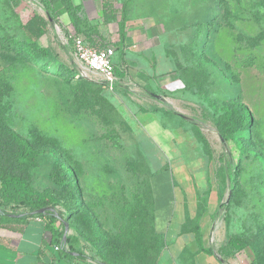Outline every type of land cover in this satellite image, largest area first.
I'll return each mask as SVG.
<instances>
[{
	"label": "rangeland",
	"instance_id": "rangeland-1",
	"mask_svg": "<svg viewBox=\"0 0 264 264\" xmlns=\"http://www.w3.org/2000/svg\"><path fill=\"white\" fill-rule=\"evenodd\" d=\"M73 2L115 47L118 22L104 21L102 1ZM133 10L135 59L127 56L126 77L110 88L78 58L64 5L53 12L41 0H0V116L23 136L51 143L73 168L92 211L77 223L92 240L72 228L67 234L86 254L96 256L99 245L97 257L119 264H158L159 254L170 258L160 264H182L180 254L200 247L201 224L203 246L216 252L230 236L248 242L227 264H264V0H141ZM35 13L49 19L37 42L21 26ZM233 98L254 116L252 130L236 134L246 141L237 155L217 132ZM5 155L0 177L10 166ZM55 160L45 153L29 168L37 190L60 192L50 177ZM112 241L138 247L120 259Z\"/></svg>",
	"mask_w": 264,
	"mask_h": 264
},
{
	"label": "trees",
	"instance_id": "trees-1",
	"mask_svg": "<svg viewBox=\"0 0 264 264\" xmlns=\"http://www.w3.org/2000/svg\"><path fill=\"white\" fill-rule=\"evenodd\" d=\"M42 5L48 10L55 12V5L61 3L67 9L70 21L75 29V35L71 36L70 41L74 42L76 36L84 37L85 41L92 47L103 48L108 45L99 28L89 24L82 15L83 5L75 4L73 0H41ZM102 10L101 16L106 22H118L119 39L116 42L115 51L119 52L118 60L121 67L116 65L117 81L113 88L120 86L121 80L126 77V71L123 69L125 61L124 44L127 38L126 35V2L123 7L117 8L116 0H101ZM14 5H18L20 0H12ZM49 19L45 16L35 13L26 20L21 21L23 31L27 37L35 42L40 40L48 31ZM29 55L30 51L26 47H22ZM47 52L46 50H43ZM123 67V68H122ZM104 81V80H103ZM104 84L105 81L103 82ZM107 85V84H106ZM226 111L221 116L222 123L219 122L217 132L224 142L231 143V152L237 155L242 145L246 144L243 140H238L236 134L239 132L249 133L252 130L254 116L247 104L237 98L226 106ZM0 151L7 154L6 160L9 163V168L3 172L0 177V228L7 224H23L29 218L41 217L45 222L44 244L48 250L53 253V258L48 264H66L65 259H77L84 264H119L114 259L113 261L106 257L100 259L97 257L103 256L101 246L97 245V255H88L81 250L78 244V237L67 235L66 241L63 236L66 231L65 222L69 223V229H75L80 236L87 241L92 238L89 234L83 231V228L78 225V217H82L81 213L91 219L92 211L85 207L82 198V191L76 174L73 168L67 163L61 151L51 143L42 144L32 139L23 136L21 133L13 129L0 116ZM45 153H53L56 160L53 170L50 174L51 179L61 188L57 194H51L37 190L30 182L27 172L30 167L36 166L38 159ZM234 154V155H235ZM24 165V168H23ZM228 172L230 173V160L228 158ZM228 179L235 183L231 174H228ZM221 201V200H220ZM223 205V204H222ZM226 206V205H223ZM51 207L52 209L37 214L35 211ZM204 211V210H203ZM226 218V217H224ZM195 237L200 243L201 250L214 254V248H205L202 244V235L200 233V225L196 224ZM90 240V241H91ZM110 241L106 242L109 244ZM115 254L118 258L125 254L131 255L138 245L131 242L120 243L112 241ZM127 244V245H126ZM125 247H127L125 249ZM108 248V246H106ZM248 248V242L239 236H230L225 246L220 248L219 253L224 258H233L239 253H242ZM118 249L120 251H118ZM113 250L111 254L113 255ZM125 253V254H124ZM116 259V256H114ZM223 261V259H221ZM80 264V263H78ZM251 264H260L258 260H253Z\"/></svg>",
	"mask_w": 264,
	"mask_h": 264
},
{
	"label": "crops",
	"instance_id": "crops-1",
	"mask_svg": "<svg viewBox=\"0 0 264 264\" xmlns=\"http://www.w3.org/2000/svg\"><path fill=\"white\" fill-rule=\"evenodd\" d=\"M127 1V2H126ZM141 0H122L121 7H123L126 2V41L124 44L125 50V59H135L133 57L132 47L129 45V33H128V25H129V17L130 13L134 12L133 7L138 4ZM116 6L118 8L119 4L115 1ZM47 34V33H46ZM149 48V54L158 53L160 48ZM158 50V51H157ZM141 57H139L140 59ZM163 57L160 58L162 60ZM147 61V59L144 58ZM119 61V60H118ZM162 64V63H161ZM162 67L161 65L159 68ZM158 68V69H159ZM161 70V68H160ZM207 209H205V212ZM201 225V224H200ZM45 222L41 217L29 218L25 223L21 224H7L0 228V264H48L49 263V255L47 246L44 244V237L46 235ZM201 227V226H200ZM31 233L28 234L29 230ZM200 230H202L200 228ZM203 232V231H202ZM187 233V232H186ZM68 235V234H67ZM198 245V244H197ZM205 248H209L204 245ZM223 247V246H222ZM185 247H181L179 249V253L191 252L188 249H184ZM221 248V247H220ZM220 248L218 252L214 249V254H209L198 246L197 251L191 252L190 255L184 256L183 254L179 255V258L182 264H227L228 258H224L220 253ZM185 251V252H184ZM160 256V257H159ZM183 257V259H182ZM159 258L158 261H164L170 263V258L165 254H159L156 256ZM223 259V261L221 260Z\"/></svg>",
	"mask_w": 264,
	"mask_h": 264
},
{
	"label": "built area",
	"instance_id": "built-area-1",
	"mask_svg": "<svg viewBox=\"0 0 264 264\" xmlns=\"http://www.w3.org/2000/svg\"><path fill=\"white\" fill-rule=\"evenodd\" d=\"M74 46L78 58L91 70L100 73L107 86L113 88L117 81L115 48L113 46L92 47L81 36L74 38Z\"/></svg>",
	"mask_w": 264,
	"mask_h": 264
},
{
	"label": "water",
	"instance_id": "water-1",
	"mask_svg": "<svg viewBox=\"0 0 264 264\" xmlns=\"http://www.w3.org/2000/svg\"><path fill=\"white\" fill-rule=\"evenodd\" d=\"M50 209H52L51 207H46V208H42V209H39V210H37V211H35L37 214H39V213H44V212H46V211H48V210H50ZM65 225H66V231H65V233H64V236H63V238H64V240L66 241V238H67V232H68V230H69V223L68 222H65Z\"/></svg>",
	"mask_w": 264,
	"mask_h": 264
}]
</instances>
